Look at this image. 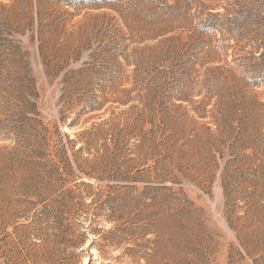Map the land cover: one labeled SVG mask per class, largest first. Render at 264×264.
<instances>
[{
  "label": "rangeland",
  "instance_id": "obj_1",
  "mask_svg": "<svg viewBox=\"0 0 264 264\" xmlns=\"http://www.w3.org/2000/svg\"><path fill=\"white\" fill-rule=\"evenodd\" d=\"M0 264H264V0H0Z\"/></svg>",
  "mask_w": 264,
  "mask_h": 264
}]
</instances>
